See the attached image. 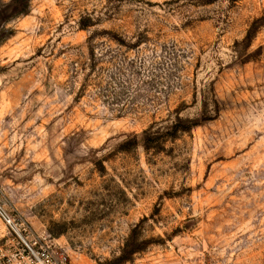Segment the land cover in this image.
<instances>
[{
	"label": "rangeland",
	"instance_id": "obj_1",
	"mask_svg": "<svg viewBox=\"0 0 264 264\" xmlns=\"http://www.w3.org/2000/svg\"><path fill=\"white\" fill-rule=\"evenodd\" d=\"M0 207L70 264H264V0H0Z\"/></svg>",
	"mask_w": 264,
	"mask_h": 264
},
{
	"label": "built area",
	"instance_id": "obj_2",
	"mask_svg": "<svg viewBox=\"0 0 264 264\" xmlns=\"http://www.w3.org/2000/svg\"><path fill=\"white\" fill-rule=\"evenodd\" d=\"M0 218L16 235L19 244L13 259L8 258L6 264H70L68 252L63 246L57 247L54 243L30 235L26 228L19 227L1 207Z\"/></svg>",
	"mask_w": 264,
	"mask_h": 264
}]
</instances>
